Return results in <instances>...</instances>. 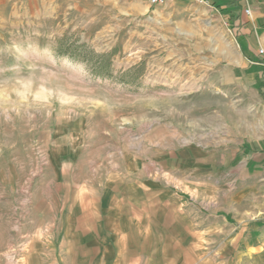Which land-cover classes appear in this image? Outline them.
Wrapping results in <instances>:
<instances>
[{"label":"rangeland","instance_id":"1","mask_svg":"<svg viewBox=\"0 0 264 264\" xmlns=\"http://www.w3.org/2000/svg\"><path fill=\"white\" fill-rule=\"evenodd\" d=\"M240 59L209 3L0 0V264L133 263L89 215L168 178L177 217L126 232L150 264H264V165L230 160L264 133Z\"/></svg>","mask_w":264,"mask_h":264},{"label":"crops","instance_id":"2","mask_svg":"<svg viewBox=\"0 0 264 264\" xmlns=\"http://www.w3.org/2000/svg\"><path fill=\"white\" fill-rule=\"evenodd\" d=\"M208 3L222 16H225L230 31L238 44L241 57L238 66L243 67L240 71L241 75H247L245 78L248 79V84L257 89L264 105V0H208ZM247 7L251 10L250 15H246L244 12ZM260 49L263 50L262 53H259ZM233 155L230 160L235 156L244 157L243 167L245 169L255 170V167L264 165V133L256 140L242 142ZM210 157H214V154H211ZM175 158H177V154L174 155V161L177 164ZM127 188L124 197L120 201L118 200L117 208L108 207L102 211L100 207V209H93L92 214L89 215L92 216L90 224L93 225L94 232L95 244L92 246L94 249L100 250L122 245L123 248L129 250V253H126V260H131L133 262L131 264H136L139 259L142 261L144 257L147 258L146 264H150L151 258H156L155 255L158 253L144 250L145 247H149L148 241L145 246L132 239L127 240L126 232L148 234L152 217L156 219V222L163 221V227L169 226L167 223L170 221L166 218L177 217V178L171 180L168 178L164 184L154 183L147 179L135 184L131 183ZM151 203L154 212H150ZM102 220L105 222V226ZM123 222L127 224L123 225ZM110 233L113 234L112 238L108 235ZM175 241H163L161 247L165 249L167 243H170L169 245H174L173 249H175L177 245ZM140 248L141 251L138 250ZM95 255H99L98 261L85 264H107L110 262L103 252L95 251ZM160 255L158 259H155L158 263L154 264H177V250L172 251L171 254L164 251Z\"/></svg>","mask_w":264,"mask_h":264},{"label":"built area","instance_id":"3","mask_svg":"<svg viewBox=\"0 0 264 264\" xmlns=\"http://www.w3.org/2000/svg\"><path fill=\"white\" fill-rule=\"evenodd\" d=\"M147 1H148L149 5L153 6V5H157V4L163 3L166 0H147ZM193 1H195L197 3H208V0H193ZM250 11L251 10L248 7L245 8V10H244V12H245L246 15H250ZM262 52H263V50L260 49L259 50V53H262Z\"/></svg>","mask_w":264,"mask_h":264},{"label":"trees","instance_id":"4","mask_svg":"<svg viewBox=\"0 0 264 264\" xmlns=\"http://www.w3.org/2000/svg\"><path fill=\"white\" fill-rule=\"evenodd\" d=\"M229 19H230V17H229Z\"/></svg>","mask_w":264,"mask_h":264}]
</instances>
